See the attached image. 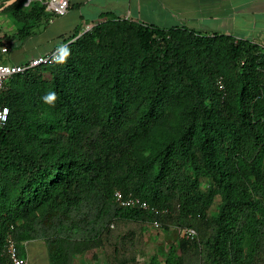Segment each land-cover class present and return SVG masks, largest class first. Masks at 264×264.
Returning a JSON list of instances; mask_svg holds the SVG:
<instances>
[{"label": "trees", "instance_id": "16d2710c", "mask_svg": "<svg viewBox=\"0 0 264 264\" xmlns=\"http://www.w3.org/2000/svg\"><path fill=\"white\" fill-rule=\"evenodd\" d=\"M22 1L2 10L18 44L49 22ZM2 107L0 264L32 240L49 264L91 249L137 264L127 222L195 232L145 264H264V46L110 18L8 79Z\"/></svg>", "mask_w": 264, "mask_h": 264}, {"label": "crops", "instance_id": "0c3cea01", "mask_svg": "<svg viewBox=\"0 0 264 264\" xmlns=\"http://www.w3.org/2000/svg\"><path fill=\"white\" fill-rule=\"evenodd\" d=\"M68 16L69 22L59 21ZM110 18L230 35L264 46V0H69L63 16L52 19L45 28L39 24L36 32L19 44L10 41L8 52H14L1 60L15 65L25 63L61 48L70 36L79 35L85 25Z\"/></svg>", "mask_w": 264, "mask_h": 264}, {"label": "rangeland", "instance_id": "374dc122", "mask_svg": "<svg viewBox=\"0 0 264 264\" xmlns=\"http://www.w3.org/2000/svg\"><path fill=\"white\" fill-rule=\"evenodd\" d=\"M7 1L8 0H0V41L9 48L10 41L2 37L12 34L15 29L19 26V24L12 18L10 12H2L3 5ZM28 1H30L31 3H37L39 5L41 4L38 0H23L19 4V7L27 9L28 7L25 5V3H27ZM69 17L70 16L64 18L67 21L59 19L58 20L63 22H69ZM41 27L45 28L46 25H42ZM12 52H14V50H12L11 52L9 51L4 56V58L9 57ZM153 147L154 144L150 143L148 150L143 153L147 155L148 153H150ZM218 203L219 199L216 198L212 206L208 210L209 215L216 214ZM130 208H132V206H130ZM181 230L182 229H177L174 227L163 229L156 223H146L144 224V226H142L141 229L139 225L135 226L133 222H127L121 225L120 233H124L125 236H129L132 239L136 238L140 233L141 246L137 258V264H145L146 262H149L150 259H152L153 257L158 258L162 263L170 249L173 247L175 248L177 246L178 238L182 237ZM23 245L24 256L27 258L28 264H49L46 249L42 241L32 240L23 243ZM73 264H107V262L103 251H101L100 249H91L74 256Z\"/></svg>", "mask_w": 264, "mask_h": 264}, {"label": "built area", "instance_id": "2783aa9c", "mask_svg": "<svg viewBox=\"0 0 264 264\" xmlns=\"http://www.w3.org/2000/svg\"><path fill=\"white\" fill-rule=\"evenodd\" d=\"M41 5L44 6V11L49 14V21H51L55 17L63 16L69 8V0H38ZM30 3L28 1L25 3L27 6ZM92 24L85 25L82 32L90 30ZM60 48H54L50 52L36 56L29 61L22 64H9L5 63L1 60V57L8 53V47L4 44H0V88L3 84L10 79L13 75L17 73L24 72L25 70L35 67L40 64L46 63H54L58 58V52ZM8 110L5 107L0 109V128L5 124L7 120ZM115 201L119 202L123 206H132V205H140L141 207H145L146 203L141 202L138 199H129L123 200L122 196L119 192L114 193ZM182 237L189 238L195 236V232L192 229H182ZM8 256L10 260V264H28V260L25 256H21L18 254L16 247L12 242L9 244L8 248Z\"/></svg>", "mask_w": 264, "mask_h": 264}, {"label": "water", "instance_id": "95a60500", "mask_svg": "<svg viewBox=\"0 0 264 264\" xmlns=\"http://www.w3.org/2000/svg\"><path fill=\"white\" fill-rule=\"evenodd\" d=\"M16 0H8L4 5H3V8L11 5L12 3H14Z\"/></svg>", "mask_w": 264, "mask_h": 264}]
</instances>
